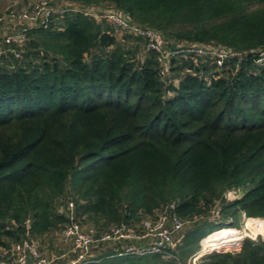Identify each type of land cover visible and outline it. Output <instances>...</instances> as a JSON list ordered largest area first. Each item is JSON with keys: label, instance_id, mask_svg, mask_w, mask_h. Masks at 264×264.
I'll list each match as a JSON object with an SVG mask.
<instances>
[{"label": "trees", "instance_id": "trees-1", "mask_svg": "<svg viewBox=\"0 0 264 264\" xmlns=\"http://www.w3.org/2000/svg\"><path fill=\"white\" fill-rule=\"evenodd\" d=\"M61 9L21 45L0 38V259L26 239L39 251L61 243L48 259L69 264L67 225L96 238L122 225L142 233L166 213L168 226L173 215L183 222L174 249L139 255L125 249L145 241L118 238L74 264H186L210 231L264 219V0H66ZM107 12L157 31L162 52L95 16ZM191 45L226 54L160 60ZM231 189L240 195L227 200ZM202 264H264V240L244 237Z\"/></svg>", "mask_w": 264, "mask_h": 264}, {"label": "built area", "instance_id": "built-area-1", "mask_svg": "<svg viewBox=\"0 0 264 264\" xmlns=\"http://www.w3.org/2000/svg\"><path fill=\"white\" fill-rule=\"evenodd\" d=\"M62 11V9H56L50 5L47 0H36L31 8L26 10L8 9L3 14H0V38L6 44L21 45L26 38L28 29L39 23L46 26V22L53 14L61 13ZM85 13L88 14L90 12L85 11ZM95 16L97 18H106L107 20L114 22L121 29H125L127 31L129 30L134 34L145 37L147 48L160 53L162 52L161 35L157 31L130 25L124 20V18L115 12H107L104 14L95 13ZM2 52L3 51L0 47V56ZM176 53H190L197 55L209 54L217 56L218 58L222 57L224 53L226 54V52L220 51L217 48L202 45H191L184 46L179 50L165 52L164 55L160 57V60L167 61L170 55H174ZM232 54L234 53L229 55ZM239 195V189H231L226 192L225 197L227 200H233ZM242 216L245 220V226L242 228L240 234L242 236L243 233L244 236L239 240H236L238 246L233 249H237L239 247L241 244L240 242L244 237L256 239L257 235L250 236V233L247 232V230L251 231L248 226L252 229L255 226L254 222L264 223V219H253L245 217L244 215ZM167 222V214L161 213L155 221L145 220L143 222L144 231L142 233L136 232L122 225L120 227L111 228L110 231L102 234L98 238L94 236L92 231L82 229L78 223H71L62 230V235L64 239L72 240L71 251L77 255L76 260L72 261L70 264H74L76 261L84 259L89 254L90 248L98 241L114 240L118 238L132 239L141 242L145 241L144 243L146 245H131L125 249L126 252H132L139 255L147 252L166 253L168 249H174L183 238L182 234L173 235L174 232L178 233V231L183 227V222L175 215L171 217L170 226L167 225ZM210 233H208L205 236L206 238H204L200 243V248L188 257L186 264H202L205 255L213 251V249L211 250V248H209L210 246H213L211 238H208ZM258 233L261 239L264 240V228H262ZM10 251L11 256L0 259V264H50V260L41 254L37 246L26 239L14 244ZM225 251L216 250V252ZM167 254L168 256H171V254Z\"/></svg>", "mask_w": 264, "mask_h": 264}, {"label": "rangeland", "instance_id": "rangeland-1", "mask_svg": "<svg viewBox=\"0 0 264 264\" xmlns=\"http://www.w3.org/2000/svg\"><path fill=\"white\" fill-rule=\"evenodd\" d=\"M36 0H0V14H3L5 11H7L8 9H16V10H26V9H29L32 5H33V3L35 2ZM50 1H52V2H54L55 4H54V6H55V8L57 9H61V8H63V6H64V3L66 2V0H50ZM116 36H118V37H121V36H123V34H122V32H120L119 30H116ZM218 218H219V216H217ZM216 217V218H217ZM216 221L218 220V219H215ZM232 220L230 219V218H228V219H225L224 220V222H226V224L227 223H230ZM239 224H240V226H239V228H233V227H231V228H233V229H235L236 231H235V235H233V237H234V241H236V240H238V239H240V238H242L244 235H243V233H242V236H241V234H240V232L242 231V228H244V224H245V220H244V217L243 216H241V218H240V221H239ZM221 228H223V227H221ZM221 228H218V229H215L214 231H216V230H219V229H221ZM248 228L251 230V231H248L247 230V232L248 233H250V236H256V239L257 238H260L261 239V237L258 235L259 233V231H261V229H257V227L256 226H254V228H252L251 229V227L250 226H248ZM225 229V228H224ZM231 230V229H230ZM210 232H212V231H210ZM209 232V233H210ZM211 234V233H210ZM209 234V235H210ZM204 238H206L205 236L201 239V241H200V243L203 241V239ZM208 238H211V240H212V244H213V246H210L209 248H211V250L213 249V251H216V250H221V251H225V250H233V251H235V250H239V248H240V245H239V247L237 248V249H233V248H235L236 247V242H228L229 240L228 239H226V238H219V237H217V236H208ZM56 239H57V237H56ZM242 241V240H241ZM51 243V242H50ZM241 243V242H240ZM61 244V243H60ZM60 244H57V243H55V242H53L52 241V248H50L49 246H48V243H46V245L43 247V250H40L41 252H42V254L45 256V257H47V258H52V257H55V255H56V252H55V250L53 249V247L54 246H58V245H60ZM39 248V247H38ZM63 248H65V249H67V246H65L64 244H63ZM68 255L66 254L63 258H66ZM206 256V255H205ZM188 259V258H187ZM187 261V260H186Z\"/></svg>", "mask_w": 264, "mask_h": 264}, {"label": "bare ground", "instance_id": "bare-ground-1", "mask_svg": "<svg viewBox=\"0 0 264 264\" xmlns=\"http://www.w3.org/2000/svg\"><path fill=\"white\" fill-rule=\"evenodd\" d=\"M233 235H235V231L234 230H230V229H227V228H221L219 230H216V231H213L211 232V234L209 236H217L219 238H226L228 239L229 241L228 242H236V247L238 246L237 245V241H234V237ZM239 240V239H238Z\"/></svg>", "mask_w": 264, "mask_h": 264}, {"label": "crops", "instance_id": "crops-1", "mask_svg": "<svg viewBox=\"0 0 264 264\" xmlns=\"http://www.w3.org/2000/svg\"><path fill=\"white\" fill-rule=\"evenodd\" d=\"M52 258H53V257H52ZM71 262H72V261H70V263H71ZM70 263H69V264H70Z\"/></svg>", "mask_w": 264, "mask_h": 264}, {"label": "water", "instance_id": "water-1", "mask_svg": "<svg viewBox=\"0 0 264 264\" xmlns=\"http://www.w3.org/2000/svg\"><path fill=\"white\" fill-rule=\"evenodd\" d=\"M228 227V226H227Z\"/></svg>", "mask_w": 264, "mask_h": 264}]
</instances>
